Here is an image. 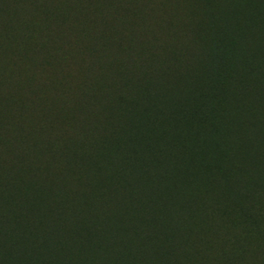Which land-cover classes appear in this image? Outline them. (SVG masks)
<instances>
[{"label": "rangeland", "instance_id": "rangeland-1", "mask_svg": "<svg viewBox=\"0 0 264 264\" xmlns=\"http://www.w3.org/2000/svg\"><path fill=\"white\" fill-rule=\"evenodd\" d=\"M2 9L10 16L0 14V178L8 201L0 203V236L17 200L37 231L32 254L11 250L16 264L33 256L36 264H89L88 248H72L73 226L88 220L109 243L121 229L153 231L152 242H135L143 264H152L148 256L154 264H224L218 248L231 233L198 210L232 198L264 156V84L249 81L264 67V0H0ZM20 21L29 24L26 40L10 33ZM115 30L111 48L97 53ZM166 52L169 71L146 76L160 71ZM119 54L133 75L116 92L120 83L113 87L105 67ZM142 79L162 97L139 102ZM118 97L127 103L116 105ZM145 134L152 140L140 146ZM170 152L180 154V169ZM154 155L184 194L145 216L133 197L151 186L140 164ZM46 208L65 224L62 233L38 222ZM108 256H95L96 264H123ZM0 264H8L1 255Z\"/></svg>", "mask_w": 264, "mask_h": 264}, {"label": "trees", "instance_id": "trees-1", "mask_svg": "<svg viewBox=\"0 0 264 264\" xmlns=\"http://www.w3.org/2000/svg\"><path fill=\"white\" fill-rule=\"evenodd\" d=\"M125 6H127L125 10L129 12V5L125 4ZM0 14H3L4 18H8L10 16V12L5 9H2L0 11ZM63 23L66 24L65 21ZM63 23H61V25ZM28 26L29 24L26 21H20L15 24L10 23V33L19 35L20 33L25 32V36L21 35L20 39L23 38L24 40H26V35L29 32ZM116 28H118L119 30L120 27L118 26L115 27V29ZM118 30L111 32L102 39L97 53H102L103 51H107L109 48H111L112 44L115 42V36L117 35ZM15 52L16 54L19 53L18 46H16ZM167 53L168 52L163 55L164 63L162 64L160 71L156 72L155 70H153L150 72L148 71L147 73L146 70L143 72L141 71L140 77L144 78V73H146V76L151 77H154L155 74H158V72L160 74L161 72H163L162 74H166L169 71L168 64H171V53ZM119 55L120 58L116 60L117 63L112 65L107 64L108 66L105 67V69L108 68L111 73H113V76H116L112 78L115 81L113 87H115L116 89V82H119L121 84V86L120 84H118L119 88H117L116 92L124 91L123 89L127 86V83H125V81L127 80V76L132 77L133 75L129 65L130 60H126L127 63H125L123 62L125 61L124 59H126L124 58L125 56L123 54ZM121 57H123L124 59H122ZM121 62L125 65L122 66ZM263 68L255 70L257 72H253L250 75L249 81L252 83L251 85L261 86L262 84H264ZM123 70L124 72L122 73L121 71ZM101 81L102 80L100 79V82ZM143 81L144 82L138 84L139 89L136 90V93H138L139 97L138 100H140L139 102H141V99L144 95V100L146 102L151 98L153 99L162 97L156 95L153 96V94H150V89L147 88L148 86L145 82V79ZM161 85H158V87H161ZM105 88L106 87L104 86L101 87V91L104 92L106 90ZM259 91L260 95H262L264 92V88H259ZM7 101L10 103L11 98L7 99ZM124 103L127 102L122 97H118L116 99V105L122 106ZM15 107L20 109L18 106ZM124 108L125 110H130L134 107L130 102L126 106H124ZM145 136L146 134L144 136H141L140 140L143 139V142L140 143V146L143 144L146 145L148 141L152 140L150 137L146 138ZM169 158L174 162V166H177L176 169H180V154L178 152H170ZM124 162L125 161L122 162V165L124 164ZM126 166L129 167V165ZM242 166L244 165L239 164L237 171L246 174L247 172L241 169ZM140 168L143 170V172H147V174L150 173L149 170L151 171V186L141 192L142 199L135 197H133V199L129 196L130 199L134 200L133 205L134 203H138V205H141L143 203L145 205L144 210H147L145 216L153 215L155 213V210L157 208L159 209V207L164 211H168L172 206V204H170L171 201L183 196L184 191L181 188H178V186L176 187L175 184H171L172 175L168 171L162 170V168H160V159L157 155H154L153 158L143 160L142 164H140ZM219 173L224 174V172H221V170H219ZM250 173V177L247 181H241L236 185V190L232 198H226L225 200L223 199L219 203L209 208H206L202 204L199 206L198 212L202 219H205V221L208 222L210 217L215 219L217 218L220 222L222 230L226 233H231V235H227L226 238H223L222 244H220L218 248L219 255L221 256L224 264H257L258 262L264 260V156H261L258 168L250 170ZM178 174L181 175V173ZM132 181L133 184H135L137 187L140 186L138 182H135V180ZM5 183L6 180L0 178V203L3 202L2 205L5 204L4 207H7L6 205L8 201L6 199H3V197L1 196L5 193V191H3L4 187L2 186ZM139 195L140 194H138V196ZM18 201L19 200L15 201L16 204L11 206V208L15 213H17V215H12L10 213L9 214L12 216L5 215V217L7 218L6 221H9L10 224L9 226H7V231L4 233V235L0 236V255L7 261L8 264H16L15 258L10 255L13 254L11 250H15L18 252L29 250L30 254H32L33 248L35 249L36 246V241L34 239V233L37 232L36 230H34L36 224H30L24 218V216L20 215L19 211L20 208L24 206V203L23 201L21 202V200L19 203ZM128 213L129 211L125 210L123 214L127 215ZM43 214L44 215L41 219H37L38 222L47 224L56 234L57 232L62 233L65 224L60 221H52L51 217L53 213L49 208H46ZM87 223L88 224L84 223V225L82 227H79V229L78 226L80 224H75L73 226L72 231L75 235V238L73 239L72 248L75 249L76 247H82L83 245L84 247L88 248L93 254L92 258L88 260L89 264H96L97 261L95 260V256H100L99 258H102V256H108L110 254L112 255L108 256L109 258H112L114 257V255H116L117 260L120 263L123 262V264H125V259H128L134 263L138 262V264H143V261L140 260V256L144 254L142 252L143 249L138 247L135 242L139 240H142V242H152L150 240H152L151 238L153 237V235L157 236L156 234H153V231L151 232L148 231V229H140V227H137V230H132L131 236H128V231L126 229H121L119 232V238L114 243H109V240L105 238L104 234L100 230V226L96 224L93 225L92 220H88ZM206 226L209 229L210 226H208L207 224L204 225V227ZM22 228H24L25 231H22ZM45 231L46 230L42 229V234L45 233ZM187 231L188 234H190V229H187ZM51 245L52 244L48 243L47 246L49 247L44 250L45 254L52 250ZM42 247V245L39 246V248ZM158 251H162V249H158ZM149 257L150 256H148V259L152 264H154L155 262H152V258ZM34 259L36 258L33 256L31 260L26 261L25 264H36L34 262Z\"/></svg>", "mask_w": 264, "mask_h": 264}]
</instances>
